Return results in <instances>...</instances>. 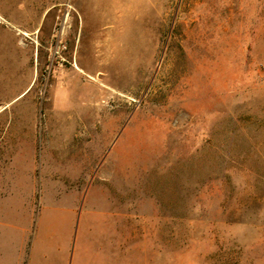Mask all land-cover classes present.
I'll use <instances>...</instances> for the list:
<instances>
[{"label":"rangeland","instance_id":"374dc122","mask_svg":"<svg viewBox=\"0 0 264 264\" xmlns=\"http://www.w3.org/2000/svg\"><path fill=\"white\" fill-rule=\"evenodd\" d=\"M0 16V264L69 205L110 221L126 264H264V0Z\"/></svg>","mask_w":264,"mask_h":264},{"label":"crops","instance_id":"0c3cea01","mask_svg":"<svg viewBox=\"0 0 264 264\" xmlns=\"http://www.w3.org/2000/svg\"><path fill=\"white\" fill-rule=\"evenodd\" d=\"M124 247L108 219L85 222L76 205L46 207L25 264H126Z\"/></svg>","mask_w":264,"mask_h":264},{"label":"bare ground","instance_id":"6f19581e","mask_svg":"<svg viewBox=\"0 0 264 264\" xmlns=\"http://www.w3.org/2000/svg\"><path fill=\"white\" fill-rule=\"evenodd\" d=\"M1 17V16H0Z\"/></svg>","mask_w":264,"mask_h":264}]
</instances>
